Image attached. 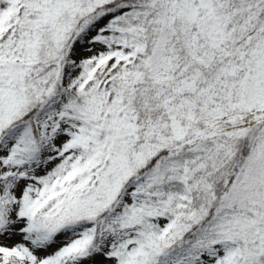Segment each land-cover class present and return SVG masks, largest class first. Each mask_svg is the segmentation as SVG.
<instances>
[{
    "label": "snow or ice",
    "instance_id": "snow-or-ice-1",
    "mask_svg": "<svg viewBox=\"0 0 264 264\" xmlns=\"http://www.w3.org/2000/svg\"><path fill=\"white\" fill-rule=\"evenodd\" d=\"M0 264H264V0H0Z\"/></svg>",
    "mask_w": 264,
    "mask_h": 264
}]
</instances>
